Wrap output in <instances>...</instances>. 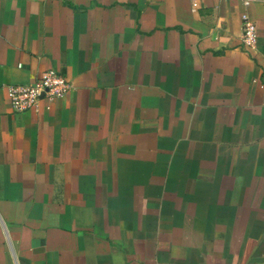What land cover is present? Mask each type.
Here are the masks:
<instances>
[{"label":"crops","instance_id":"1","mask_svg":"<svg viewBox=\"0 0 264 264\" xmlns=\"http://www.w3.org/2000/svg\"><path fill=\"white\" fill-rule=\"evenodd\" d=\"M0 264H264V0H0Z\"/></svg>","mask_w":264,"mask_h":264},{"label":"built area","instance_id":"2","mask_svg":"<svg viewBox=\"0 0 264 264\" xmlns=\"http://www.w3.org/2000/svg\"><path fill=\"white\" fill-rule=\"evenodd\" d=\"M218 1H238L242 5H247L254 0H218ZM255 26L246 19L241 21L240 43L246 52L253 51L256 45L254 33ZM69 85L63 77L55 71L49 70L35 82L21 86H7V101L12 112L22 113L32 109L39 100H44L47 105L63 98L69 90ZM48 107V106H47Z\"/></svg>","mask_w":264,"mask_h":264}]
</instances>
